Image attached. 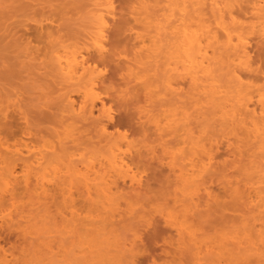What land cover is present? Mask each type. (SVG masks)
Returning <instances> with one entry per match:
<instances>
[{"label": "rangeland", "instance_id": "rangeland-1", "mask_svg": "<svg viewBox=\"0 0 264 264\" xmlns=\"http://www.w3.org/2000/svg\"><path fill=\"white\" fill-rule=\"evenodd\" d=\"M156 2L155 6L147 9L150 11L148 20L155 21L158 18L166 25L162 13L163 6L168 2ZM133 5L132 0L131 3L130 0H113L115 19L114 16L113 19L110 17L112 22L106 32L107 42L109 39L111 44L107 43L106 52L95 57L102 68L98 91L101 99L107 107H111L114 114L113 120L108 122L109 131L115 132L118 128L126 133L132 145L127 147L129 150L125 148L128 150L127 154H124L125 159L132 171L141 178V183L130 187L129 179L126 182L119 181L120 190L116 202L120 203H117L115 210L104 208L101 203L90 204L91 200L99 197L95 196L94 189L89 198L85 186L76 184L73 187L77 181L82 182L76 178L78 175L74 177L75 173L72 181H77L70 184L72 188L66 184L63 186H67L66 190H56L49 211L46 207L47 199L44 193H40L42 190L38 191L40 195L34 200L23 195L17 211H23L22 204L24 208L28 206L24 209L26 213L23 211L24 217H10L7 224L3 225L0 218L1 230L6 229L12 222L16 223L10 229L11 234H6L8 231L0 234V264L6 263L3 256L10 260L6 264L264 262V157L257 147V140L250 138L245 143L246 139L238 141L234 135L225 133L226 122L214 113L212 107L204 103V107L196 108L190 98L188 100V81L180 80V83H183L176 91L179 94L170 91L166 84L170 73L168 74L164 67L168 63L165 53L171 47L173 35L169 30L158 34L154 27L145 22L141 24V10L137 9V0L135 15L130 12L133 11ZM91 8L86 0H0V93L9 101L7 113L14 117H11L14 132L4 138L5 146H10L14 151L21 150L24 156L37 152L40 155L37 157H41L39 161L44 162L38 168H22V161L19 162L15 172L19 178L35 177V174L41 176L48 171L49 163L46 158L42 159L43 154H49L47 142H54L56 152L65 151L59 153L58 158L62 156L66 159L55 160L56 155L51 162L57 165L56 167L60 166L58 168H64V171L59 169L62 170L61 174L68 172V165H76L83 170L91 161L98 163L99 158L109 153L106 142L100 141L103 139L101 132L95 128V120L100 116L101 102H98L90 118L82 120L78 117L81 120L77 121L75 115V124L78 125L74 130L72 127L70 129L67 125L74 121H71V114L68 108L66 109L68 106L65 97L70 93L80 101L81 95L76 93L75 86L52 72L49 64L47 65L49 59L45 57L46 52L57 51L64 44L69 45L86 39L91 25L88 14ZM125 19L128 21L125 24L127 29L124 28V35L119 34V38H123L120 42L118 36H114L117 27L115 25L126 21ZM152 39H155L154 42ZM261 44L264 45V41L258 39L251 43L252 60L256 62V67L260 64L264 66L262 61H258L264 58V46ZM153 45H157L156 49L153 48L154 51ZM131 69L135 73L131 72L129 75ZM254 71H246L244 79L261 83L260 73ZM50 76H53V80ZM219 78L221 82L226 81L225 77ZM50 81L52 84L49 86L53 87L49 90L51 87H46ZM174 106L175 110H178L174 117H182L177 118L175 129L167 126L168 120L174 118ZM47 112L52 114L53 120H50ZM155 120L160 121L161 126L164 124L162 133L156 128L158 126H155ZM177 124L181 127L177 128ZM183 128H188V132L191 130V134H201V137H210L214 142H218L212 152L214 164L203 171L188 165L189 158L192 157L189 149L192 143L188 142L187 136L190 134ZM172 129L175 130L174 133L170 132ZM222 130H226L224 135ZM177 149L183 151V154ZM174 152L179 153V156L176 153L174 155ZM48 158L52 159L53 156ZM171 158H176V162ZM32 159L31 162L35 165L34 157ZM63 160L67 165L64 162V165L62 164ZM173 165L188 173L196 170L192 174L194 179H197L194 177L196 173H201L198 174L199 180H196L200 188L197 193L193 194L194 185L188 186L182 181L179 176L181 171L178 168L175 171L176 167H172ZM249 166H252V170ZM254 170H260L263 173H258L263 176ZM93 174H90V178L97 176ZM97 180L100 179L92 180V183L96 184L99 182ZM236 186L245 194L242 193L244 197L241 199L237 198L231 188ZM182 204L185 210H182ZM13 210L14 207H11L4 213H15ZM236 230L238 234L243 230V236L238 239L246 237L244 242L250 241L249 244L254 248L249 249L248 244V250H244V242L234 239V235L231 236L234 233L236 235ZM250 232L254 237L248 235ZM234 240L240 244H236ZM234 244L236 245L233 246ZM237 245L243 252L238 251ZM260 253L263 254V260L260 259L259 263L257 259Z\"/></svg>", "mask_w": 264, "mask_h": 264}, {"label": "bare ground", "instance_id": "bare-ground-1", "mask_svg": "<svg viewBox=\"0 0 264 264\" xmlns=\"http://www.w3.org/2000/svg\"><path fill=\"white\" fill-rule=\"evenodd\" d=\"M86 1L89 2V4L92 6L91 10H89L88 13L90 14L89 19L91 20L90 22L91 25L89 27L90 30L86 33V39L84 41H80V42L77 41L69 45L64 44V46L62 45L63 47H61L62 49L60 48L57 51L54 50V52L52 51L46 52L45 57L49 59L47 65L49 64L52 72L59 74L62 80L75 86L76 93L78 95H81L80 101L70 93H68L65 97L66 106H68L66 107V109L68 108L67 110H69V113L71 114V117L69 116L71 118V121L72 120L74 121L67 125L70 129L73 128L74 130V128H76V125H78V123L75 124L76 123L75 122L76 119H74L75 115L76 118L79 117L82 120L88 119L94 114V109L95 107H97L98 102L99 101L101 102L99 106L100 116L97 120H95L96 121L95 128H97L101 132L103 139H101L100 141L106 142L105 144L108 147L109 153L106 156L99 158L100 159L98 162L99 164L96 161H91L90 165L88 166L86 165L87 168L83 170L78 168L76 165L74 167L68 165L66 168L67 171L69 172V175H67L68 172L67 173L63 172V174H61L62 170L59 169H63L64 171V168H58L60 166L56 167L57 165L55 166L51 162H53L52 160L55 159L54 157H56V155L57 157L55 160H57L58 154L62 153L63 151L60 150L59 152H56L54 150V148H56L55 144H53L54 142H47L46 145L48 147L47 152H49L48 154L49 156L48 155L47 156L48 157L53 156V158L50 159L45 154H43L44 156L42 157V159L46 158L45 160L47 161V163H49L48 164L49 167H47L48 171H46L44 175L41 176L35 174V177L26 176L24 178H19L20 176L18 177L15 174L16 168L17 166H19V162L22 161L21 163L23 164L22 168L24 167L38 168L44 162L39 161L41 157L39 158L37 157L39 155V153L37 152L35 154L32 153L33 155L31 156H26V155L24 156L21 150L14 151L11 149L10 146H5L6 142L4 141V138L7 135L13 134L14 132L13 123L11 120L14 117H12L13 115L11 116L9 115V113H7V109L10 106L8 104L9 101L6 100L4 94L0 93V218L2 221V225L4 223L7 224L10 217H12V219L14 217L15 218L24 217V212H25L24 209L27 208L28 206L24 208V205L22 204L24 212L22 210L21 212L17 211L18 210L17 208H20L19 206H21L20 198L23 195L24 196L27 195L28 197L33 198L34 200V198L36 196H39L40 193L41 194L44 193L43 195H45L44 197L47 199L46 207L47 209L51 208V206L53 205V199L55 198L56 190L57 189L61 190L62 188L66 190L67 186L63 187L64 185L67 184L69 185V187H71L72 183L75 182L76 179L72 181L74 173L76 174L74 175V177L78 175V177L76 178L82 182L78 183V181L76 180L77 183H75L73 187L76 184L77 186L83 185L87 189L89 198H91L90 195L93 191H95L94 192L95 196L99 197V199L95 198L96 200H91L92 203L90 204L101 203V206L103 205L104 208L105 207L111 208L113 210L117 208L116 207L117 203H120V202H116L118 201L117 198L119 196L118 192L120 190L119 189L120 180L126 182L127 179H129L128 181L130 183V187L132 186L134 187L135 185H139L141 183V178L138 177L132 171L124 155L127 154L126 151L128 152L129 150L127 147H129L132 144H130V142L128 141L129 138L127 139L126 133L121 132L118 128L115 132L114 130L113 132L109 131L108 122L113 120L114 114L111 107L110 106L107 107L106 103L101 99L100 93L98 91V85L101 81L100 79L102 75V68H100L99 66L100 64L97 63L98 59L95 56L99 54H103V52L106 50V47H108L107 43L111 44L109 39L107 42L106 32H108L109 23L112 22L110 17L112 16L113 19L114 16L113 0H86ZM156 1L137 0L138 3L137 9L141 10L140 11L141 24L145 22V24L154 27L158 34L159 33L161 34L165 30H169V32H171V34L173 35L170 42L171 47L165 53L168 62L167 63L168 67L167 66L164 67L166 68V72L168 74L170 73L168 75L169 77L166 79L167 82L166 84L168 85L170 91L176 92L180 88L179 85L183 83V82L180 83V80L188 81L190 88L189 92L191 94V95L188 94L189 95L188 100L190 98V102H192L196 108L204 107L203 106L204 103L212 107L214 109L213 110L214 113H216L218 117L220 116L221 118H223V120H225L226 122L227 131L225 130L226 131L225 132L222 130L223 133L222 131L221 133L223 135L228 132L230 135L231 134L232 136L234 135L237 138L236 140L238 141H242L246 139L245 143L246 141L248 142L250 138H254L255 140H257L255 141L258 145L257 147L264 157V66H261V64L260 66L257 65L258 67L254 66L256 65L255 64L256 62L254 63V60H252L253 56L251 55L252 54L251 43L253 42V40L258 39L264 41V0H165L168 3H165V6H163L164 11L162 15H163V19L166 20L167 23L166 25L161 23V19L158 18H156L157 20L155 21L148 20L149 18L148 13L150 11L147 9H149L152 6H155L154 3ZM132 3H134L133 11L131 10L130 12L134 13L135 15V0H132ZM137 13L139 14V12ZM1 20H2V14L0 13V21ZM125 20L126 21L120 22L118 23V25L117 24L115 25L117 27H115L116 32H114L115 34L114 36H118L117 38H119L121 35H124V33L122 32L125 30L124 28H126L125 27L126 26L125 24H127L126 22H128L127 19ZM129 29L132 30L131 28ZM119 34L121 35L119 36ZM120 39L123 38H119L118 40ZM152 40L154 42L155 39ZM152 40L151 43L153 44ZM120 42H122V40H120ZM261 45L264 46L263 44ZM143 46L142 48H145ZM156 46L154 47L153 45L152 49L153 48L156 49ZM133 60L135 61V58ZM258 61L259 62L262 61L261 63H263L262 65H264V58L262 60L258 59ZM128 67L130 69V66ZM133 69H131L129 75L131 74V72L132 73L134 72ZM254 70H257L256 72L260 73L261 76L260 75L259 76L261 79L260 80L261 83L259 81H254L252 79L251 80L244 79L245 77L244 73L246 71L255 72ZM50 77L53 80V76ZM219 77H225L226 81L224 82L222 80L221 82V78ZM50 84H52L51 81L50 83L49 82L47 83L46 88L51 87L49 86ZM52 87L49 88V90L52 89ZM175 109L176 108L174 106V109H172L173 117L178 112V110L176 111ZM206 109L204 110L206 111ZM185 111L186 110L183 109L185 116L188 117ZM18 113H22V112H17V114ZM47 113L49 115L50 120H53L52 114L51 113L49 114V112ZM23 117L25 118V116ZM179 117L182 118L180 115ZM179 117L175 116L174 118H171L170 121L168 120V125H167L168 128L174 127L175 123L177 122V118L179 119ZM49 118L47 117V120ZM79 118L77 121L81 120V119L79 120ZM50 120H48L49 123ZM154 122L156 124L155 126H158L156 128H158V130H161L162 133L163 128H165L164 124L163 126H161L160 125L161 123H159L160 121L156 122L155 120ZM177 125L178 126L176 127L178 128L180 125L179 124ZM23 127L25 126H22V128ZM173 129H175V127ZM173 129L170 132L174 133L175 130ZM184 129L185 128H183V130ZM187 129H185V131ZM190 131L191 130H189L188 132L187 130L188 134H190L188 136H190L191 138L189 139L188 136L187 138H188V142L192 143V145L190 144L191 148H189L191 149L190 151L192 153V157L189 158L190 164L188 165H190V167H192L193 169L194 167H196L199 169V171L201 170L203 171L205 170L204 168L206 167L208 168L211 166V164H214L212 163L214 157L212 152L215 151V147L217 146L216 144L217 141L214 142L213 141L214 139H211L210 137H201V134L195 135L194 132H192L191 134ZM187 132H183V133L187 134ZM229 134L228 137L230 136ZM205 139H207L208 141L207 142L204 141ZM254 139L251 140L253 141ZM125 148H127L128 150ZM169 152L171 153L172 151L169 150ZM178 152L180 153L181 151L179 150ZM175 153L177 154V156H179L178 155L179 153L174 152V155ZM33 157L35 160V165L32 164ZM63 158L64 157L61 156V158L58 159L60 160ZM172 160L176 162V158L175 159L173 158ZM63 162L64 160L62 161V164ZM68 162L71 163V161ZM207 163H210V165H207ZM65 165L67 164L65 163ZM172 167H176L175 171L177 168L178 170H180V167L177 165L175 166L173 165ZM251 167L249 166V169H251ZM191 171L194 173L196 170L194 171L191 170ZM259 171L260 170H258V172ZM190 173L186 171H181L179 176H181L182 181L188 184V186L190 184L194 185V189H193V194H194L197 193L200 189L198 183L196 182V180H199L198 174L200 172L196 173V176H194L197 179H194L192 175L193 173L191 174ZM261 173L258 174L262 175ZM90 174L93 175L96 174L97 176L95 177L93 176V178H90L91 176ZM95 179H100V180H97L99 182L96 181L97 183L93 184L92 180ZM242 179L245 180L244 178ZM233 182L235 183V181ZM91 183L93 184V186L91 185ZM185 183L183 184L186 187L187 185ZM230 185L232 186V184ZM231 188H233L232 190L234 194L237 196V198L240 197L241 199L244 197L243 196L244 192H242L241 189H239L237 186ZM39 190L42 191L39 193L38 192ZM249 190L251 192V188H249ZM252 190L254 189L252 188ZM251 197H249L250 202L252 201ZM32 204L34 205L33 202ZM11 207H14L13 211L16 212L13 213L9 211L5 214L4 212ZM182 208H183L182 210H185L184 205ZM31 215L32 213H30V216ZM15 224L14 222H12L6 226L7 228L5 227L6 229L1 230L0 228V234L2 232L5 233V231H8L6 234H8L9 232H10L9 234H11L10 229ZM247 230H250V228ZM242 231L243 230L240 231L242 235H240V233L238 234L236 230L235 231L237 232L236 235L233 232L234 234H232L231 236L234 235V239H238L239 236H243L244 232ZM92 232L93 231H91V233ZM247 233H249V231ZM248 235L251 236L252 235L251 232ZM252 236L254 237V235ZM244 238L246 237H243V239H241L243 242H244ZM241 240L240 242H242ZM249 240L251 239L249 238ZM224 243L225 242H223V244ZM235 243L240 244L239 241H235ZM249 243L244 242L243 245L245 244L244 245L245 247H242L243 245L241 247L244 248V250L246 251L248 250V248L249 249L254 248ZM236 244H234L233 246H235ZM246 245H248V248H246ZM239 247L240 246L237 245V249ZM238 251L243 252L242 249L241 250L238 249ZM231 252L234 254L233 251ZM262 255L263 254L260 253L259 259H257L259 260V263L261 262L260 259ZM3 258L5 260L4 263L10 262V260H6L4 256Z\"/></svg>", "mask_w": 264, "mask_h": 264}]
</instances>
